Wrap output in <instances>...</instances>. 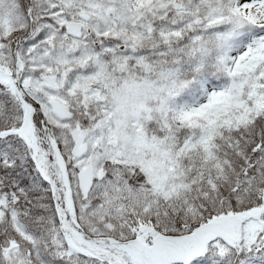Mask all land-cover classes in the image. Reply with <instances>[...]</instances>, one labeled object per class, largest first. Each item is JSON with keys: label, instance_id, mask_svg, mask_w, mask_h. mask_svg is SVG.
Segmentation results:
<instances>
[{"label": "snow or ice", "instance_id": "6c2138e0", "mask_svg": "<svg viewBox=\"0 0 264 264\" xmlns=\"http://www.w3.org/2000/svg\"><path fill=\"white\" fill-rule=\"evenodd\" d=\"M0 264H264V0H0Z\"/></svg>", "mask_w": 264, "mask_h": 264}]
</instances>
